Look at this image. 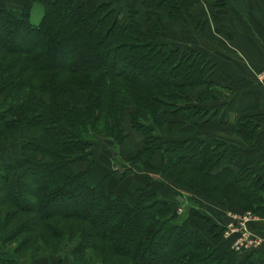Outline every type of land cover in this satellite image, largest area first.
Listing matches in <instances>:
<instances>
[{
  "label": "trees",
  "instance_id": "obj_1",
  "mask_svg": "<svg viewBox=\"0 0 264 264\" xmlns=\"http://www.w3.org/2000/svg\"><path fill=\"white\" fill-rule=\"evenodd\" d=\"M34 1L44 8L38 22L30 3L0 7V142L28 134L18 140L21 164L0 154V264H34L52 254L71 264H264L259 251L230 259L214 232L222 226L202 209L176 221L183 195H160L151 177L116 193L109 173L94 181L87 167L73 168L94 162L90 149L99 136L121 143L127 117L144 141L130 161L152 167L159 151L170 181L264 215V161L245 160L220 138L187 134L180 125L171 130L176 116L206 115L200 103L184 100L209 84L211 59L161 39L163 17L154 7L181 14L200 1H227L141 0L143 29L137 8L123 19L109 0L92 9L84 0ZM79 92L84 104L60 102ZM259 119L240 116L234 132L253 142ZM194 214L209 223L206 231L189 222Z\"/></svg>",
  "mask_w": 264,
  "mask_h": 264
},
{
  "label": "crops",
  "instance_id": "obj_2",
  "mask_svg": "<svg viewBox=\"0 0 264 264\" xmlns=\"http://www.w3.org/2000/svg\"><path fill=\"white\" fill-rule=\"evenodd\" d=\"M100 1L104 0H84L89 9ZM110 1L116 8L117 5L131 6L138 10L144 6L141 0ZM225 1L227 5L221 9L214 2L202 1L191 6L187 12L170 16L169 29L173 33L170 37L174 38L170 43L188 50L198 48L207 54L214 69V74L210 76L212 82L229 88L217 104L202 103L207 112L204 118L194 117L184 128L187 134L229 141L231 147L244 153L247 161L264 160V85L257 77L264 52V0ZM26 3L32 5L31 0H0V7L7 5L15 8ZM167 10L164 6L155 8V11L164 15ZM204 88L201 87V90ZM249 113H259L261 123L253 143L238 137L233 128V123L240 116ZM176 117L181 119V116ZM128 121L127 117L123 121L128 135L116 144V148L111 138L95 141L90 149L94 162L87 166L88 161H79L74 165V171L87 167L89 178L94 181L109 173L107 184L116 193L126 186H145L148 177L153 179L157 187L162 183L176 189L179 185L170 181L161 171L159 151L154 152L152 167L142 168L134 160H129L138 149L144 147V141L142 132L131 127ZM126 159L129 162L126 163ZM178 190L186 198L188 195H197L195 189L180 187ZM258 223L252 224V229L264 232V218ZM259 251L264 254V244ZM46 259L48 257L39 258L34 264H43Z\"/></svg>",
  "mask_w": 264,
  "mask_h": 264
},
{
  "label": "rangeland",
  "instance_id": "obj_3",
  "mask_svg": "<svg viewBox=\"0 0 264 264\" xmlns=\"http://www.w3.org/2000/svg\"><path fill=\"white\" fill-rule=\"evenodd\" d=\"M200 2H202V1H200ZM203 2H205V1H203ZM130 7L131 6H128V7L127 6H121L120 7L119 5H117V8H116L117 11L116 12H117L118 16L123 18V19H128L127 18L128 12L130 11L128 8H130ZM156 7H154V9ZM221 8L222 7L220 6L219 9H221ZM31 9H32V14H30L31 21L32 22H38L42 13L44 12L43 5L39 1H34L31 5ZM143 10H145L144 6L143 7L141 6L138 9V12L135 14V16L141 22L140 26L142 29L145 28V26L147 24ZM182 12L184 13L185 11L183 10ZM174 14L180 15V13L178 14V12H170L169 10H167V13L165 15L162 14V17H163L162 23H160L158 25V29H159V31H161V39L165 40V42H168V43H170V40L174 39L173 37H170L171 34H173V33H171V30L169 29L170 28L169 27L170 16H172ZM170 44H172V43H170ZM172 45L176 46L174 44H172ZM178 47H180V46H178ZM191 49H193V48H191ZM193 50L199 52L200 54H205L198 48H195ZM263 61H264V54H263ZM263 61H262V63H263ZM260 71H261V67H260V70L258 72L257 77H258L259 82L263 83V85H264V79L260 76L261 75ZM212 74H214V69H213V65L211 64L210 72H209L208 77H207L209 84L203 83L202 85L196 87V89L194 88V89H191L190 91H188L189 100H186V101L184 100L185 104L186 103H190V104L195 103L196 105L198 103H200V104H202V103L217 104V102H219L218 101L219 99L224 98L223 96H224V94H226V92L228 91L229 88L227 86L222 87V85H219L217 83L212 82V79L210 78V76H212ZM203 86H205V88L203 90H201V87H203ZM85 100H86L85 93L79 92V93H76L75 95H73L72 98H69V99L68 98H61L60 102L66 104V105H71L73 103L81 105V104L85 103L84 102ZM173 120L174 121L171 124V130H172V133H174V134L178 131L177 125H180L181 126L180 128H182L184 130L185 129L184 125L187 122H189V121L183 122L182 117H181V119H177V117H176L175 119L173 118ZM178 122H179V124H178ZM260 125H261V123H260ZM25 134H27L26 130H23V131L20 130L19 137L17 136L16 138L10 139L6 142H4V141L0 142V154L4 155L9 160H17V162H19V164H21L20 146H19L18 140L20 139V137H24ZM235 134L237 135V133H235ZM104 138H106V137L105 136H102V137L99 136L95 141L102 142V140H104ZM228 142H225V143H228ZM246 142H248V141H246ZM99 145H100V143L98 144V146ZM114 146L116 148L115 143H114ZM243 155H244V153H243ZM244 159H246L245 155H244ZM254 160H256V159H254ZM259 160H262V159H259ZM262 161H264V160H262ZM125 162L127 163L129 161L126 159ZM161 171H162V169H161ZM178 185H177L178 187H176V189H175V188H171L170 186H167L165 184L160 183V185H159L160 187L158 186L159 188H157V190H158V193L160 195H163L165 197H169V198L173 199L176 196H179V195L181 196L184 194L181 191H179L178 188H180V187L184 188L185 186L181 185V184H178ZM185 188L186 189L187 188L195 189V190H197L198 193L196 192L197 195H195L193 197L190 195H188L187 198L185 195H183L184 197H181V200L179 201L178 205L176 206L177 213H178L177 217L175 218L176 221L181 222V220L183 218H187L188 215L190 214L191 209L192 210H196V209L201 210L202 209L204 212H206L208 214V217L214 223L216 221L218 222V220H220V225H222V227H220L218 225L216 228H214V232L218 231V233L220 234V238H222V240H223V243H222L223 247L222 248H224L226 251H228L227 253H228V256L230 259L237 261L238 258L243 257L244 254H246L248 252H251V251L258 252L259 251V248L261 247V245L264 244V232H262L260 230L258 232H255L251 226H252V224H255V225L258 224L259 225L258 222L263 220L264 215L254 213V211L251 209H244V208L240 209L238 206H235L230 202H226V200H224V199L223 200L212 199V197L210 196L209 193L198 190V188H192L189 186H187ZM130 197H131V199L134 198L135 202H137L141 198L140 196H138V194H135V193L130 195ZM245 216H246V218H245ZM189 222H191L194 226L198 227L200 229V231H206V229H208V227L210 226L207 221L199 218V216H197L196 214L189 216ZM253 222H255V223H253ZM243 230L251 231V233L254 234V238H255L254 245H252V246L245 245V243L247 242V240H246L242 246L240 245V247H236L234 242H235V240H237L241 236V233L243 232ZM256 240H258L257 244H255ZM69 259L70 258L68 256H66V258H64L60 254H52L51 256L50 255L48 256V259L43 261V264H59V262H61V261H62V264H71ZM26 261L23 264H26Z\"/></svg>",
  "mask_w": 264,
  "mask_h": 264
},
{
  "label": "built area",
  "instance_id": "obj_4",
  "mask_svg": "<svg viewBox=\"0 0 264 264\" xmlns=\"http://www.w3.org/2000/svg\"><path fill=\"white\" fill-rule=\"evenodd\" d=\"M264 54V53H263ZM261 77L264 79V61L262 63V66H261ZM246 218V216H245ZM247 240V242L245 243V245L247 246H252L254 245V234L251 233V231H247V230H243V232L241 233V236L235 240V245L236 247H240V245L242 246L244 244V242ZM258 240H256L255 244H257Z\"/></svg>",
  "mask_w": 264,
  "mask_h": 264
}]
</instances>
